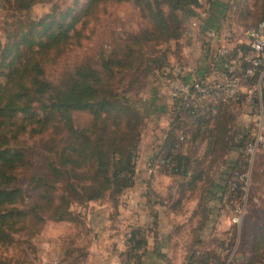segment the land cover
Listing matches in <instances>:
<instances>
[{"label":"trees","instance_id":"16d2710c","mask_svg":"<svg viewBox=\"0 0 264 264\" xmlns=\"http://www.w3.org/2000/svg\"><path fill=\"white\" fill-rule=\"evenodd\" d=\"M14 1L18 3L19 8L27 11L39 0ZM100 1L90 0V3L94 6ZM207 1L210 3L209 14H213V5L216 2ZM136 2L141 4V10L149 21V27L133 36L134 44L178 40L183 33L186 20L193 14V7L197 5V0H136ZM253 6L258 16H255L257 21L252 27L264 20V0H255ZM60 17H64L63 14ZM17 23V29L10 30L5 42L0 43L1 244L11 243L12 234L17 230L16 223L25 215L14 206L20 201L21 189L14 184L13 172L23 163L21 154L15 150L14 141L27 124H34L31 128L34 132L41 131L47 124V116L45 119L37 116L38 113L33 105L34 100H47L49 103L41 105V109L49 107L50 113L57 114L68 133L67 144L60 149L57 164L50 161L47 173L34 179L36 186L41 189L39 196L43 200L35 207L43 209L51 206L52 218L57 221H70L74 218L69 210L72 201L81 204V202L87 203L107 197L116 204L122 192L134 185L137 141L140 136L137 128L142 121L139 109L135 105L132 107L125 97L114 92L110 82L113 78V68L115 66L124 68L128 64L126 59L113 55L101 63V68H96L89 63L78 65L64 79L53 83L44 77L42 64L37 54L43 47L53 48L59 44H65L74 22L65 25L62 19H55L51 12L38 20L24 23L17 21ZM74 33L78 34L77 31ZM228 41L231 42L230 47L233 53L249 51V46L244 40L228 39ZM127 57L130 58L131 53ZM148 60L153 65L150 69L164 76V70L169 64L165 54L150 57ZM243 66H246V63H243ZM256 80V74L243 76L242 84L254 87ZM262 95L264 101V90ZM230 103L219 102L215 106L195 108L184 107L178 101L173 102L170 127L158 152L161 158L171 155L177 170L169 172L186 176L191 162L188 155L177 149L178 143L181 142L178 135L182 132L180 130L182 118L186 119L184 122L187 121V127L196 125L190 133L191 139L193 141L206 139L211 145V147L208 145L210 152L215 150L213 144L220 145L227 151L234 149L231 144L232 134L227 125L230 116L226 114ZM212 109L215 110L214 113ZM76 110L90 112L91 116L87 125L75 127L72 124L70 113ZM248 140L247 130L240 138L241 143L237 145L241 149L243 168L235 172V179L228 178L230 173L223 174L217 185L223 201L228 204L242 199L244 195L238 176L247 169L244 146ZM260 152H264V148L257 155ZM162 169L168 171L163 167ZM190 178L191 184L198 177L191 175ZM57 182L62 183L63 189L58 197L59 202L54 204L52 194ZM231 182L235 183L233 190L229 188ZM210 209L212 208H207V213ZM127 241L128 248L124 252L125 262L138 264L141 251L146 244L145 231L140 228L133 229ZM234 241L232 239L221 244V249L226 252L223 257L211 254L210 250H201L198 253L193 250L187 255V261L189 264L258 263L252 260L237 263L240 257H233L228 261L227 252L232 249ZM251 241L253 251L264 252V214Z\"/></svg>","mask_w":264,"mask_h":264},{"label":"rangeland","instance_id":"374dc122","mask_svg":"<svg viewBox=\"0 0 264 264\" xmlns=\"http://www.w3.org/2000/svg\"><path fill=\"white\" fill-rule=\"evenodd\" d=\"M254 1L215 0L217 4L214 9L217 10V18L220 21L224 18L227 23L228 31L224 34L225 37L242 39L245 31L254 25L257 21L255 16H258L253 6ZM206 6L209 14L210 3ZM162 7L166 9L165 6ZM51 12L55 19H62L65 25L71 22L74 24L68 32L69 39L65 44L53 48L43 47L37 54L47 80L57 83L75 66L85 63L101 68V63L113 55L128 62L124 68L121 66L113 68V78L110 82L114 92L125 97L128 103L132 107L135 105L142 114V121L137 128L140 132L135 159L137 161L141 147L147 146L143 141L147 139L148 126L152 125L154 118L152 116L154 112H150L151 91L154 86L165 88L162 76L150 69L153 65L148 59L163 53L169 60L170 55L176 53L177 47L174 45L176 41L133 43V36L149 27V21L141 10V4L136 0H101L94 6L90 0H39L27 11L19 8L14 0H0V43H4L8 32L18 26L17 21L24 23L38 20ZM62 14L64 17H60ZM129 53H131L130 58L127 57ZM175 60L177 59L171 61ZM256 83L257 80L254 87L247 88L245 85L247 89L241 92L238 100L228 105L226 114L230 118L227 125L232 134L231 144L234 149L227 151L226 148L213 144L215 150L210 152L209 142L207 143L206 139L193 141L190 132L188 137L177 145L180 152L185 151V148L187 151L185 154L191 159L188 174L184 178L186 180L184 183H187V188L184 190L188 192L186 204L195 206L196 220L193 222L197 228L200 226L207 228V233H193L188 236L187 254L193 250L197 253L201 250H210L211 254L223 257L226 252L221 249V244L234 239L232 249L227 252L228 261L233 257H240L237 263L252 260L264 264V252L253 251L251 241L264 214V152L256 155L251 165L250 182L246 192V211L239 225L233 226L234 224L231 223L233 204L223 201L221 191L217 188L223 174L230 173L228 178L235 179V172L244 166L241 149L237 145L241 143L240 138L250 127L251 113L258 107L257 99L260 95ZM263 90L264 86L261 88L262 101ZM48 103L45 99L33 102L37 116L42 117L41 119L47 116L46 126L41 131L34 132L31 130L34 124H27L13 144L15 150L21 154L23 162L13 172L14 184L21 189L20 201L14 206L25 215L16 223L17 230L12 234L11 243H0V264H86L84 262L86 257L80 251L70 252L66 241L57 243V245L61 244L60 252L51 254L52 248L55 247L51 245L54 244L53 241L56 245L57 239L66 238L60 236L51 240V237L54 233L66 232L63 225L67 224H63L64 222L78 226L82 224L84 207L88 202L70 203L69 210L74 217L70 221L54 220L51 206L43 209L35 207L43 200L39 196L41 189L36 186L34 179L47 173L50 161L57 164L60 149L67 144V128L59 116L50 113L49 107L41 109V105ZM70 116L75 127H83L88 124L91 115L89 111L76 110L72 111ZM182 119L180 130L187 135L189 129L191 128L192 132L196 125L187 127V121L184 122L186 119ZM143 134L145 136L142 137ZM155 158L159 162L161 156L156 155ZM163 172L172 177L176 176L169 171ZM191 175H197L198 178L190 184ZM62 189L61 182L55 183L52 194L54 204L59 202L58 197ZM195 194L199 195V201L194 204L192 200L194 201ZM108 201L114 204L113 200L108 199ZM209 207L212 208L209 213L212 212L214 217L211 222L206 216Z\"/></svg>","mask_w":264,"mask_h":264},{"label":"crops","instance_id":"0c3cea01","mask_svg":"<svg viewBox=\"0 0 264 264\" xmlns=\"http://www.w3.org/2000/svg\"><path fill=\"white\" fill-rule=\"evenodd\" d=\"M216 13L217 10L214 9L213 14H207L195 39L176 40L174 45L177 50L173 49L176 53L170 55V61L182 60L185 64L196 67L199 76H211L210 59L218 46L226 43L223 35L228 31L225 19L220 21ZM208 28H216L222 35L220 40H206L203 32ZM228 45H231L230 41ZM247 88L242 85V93ZM151 92L150 112H154V118L152 125L148 126L147 139L143 141L147 146L141 147L137 157L134 185L122 192L116 204L109 202L107 197L89 201L84 207L82 224L78 226L64 222L63 224H67L63 225L66 232L57 231L59 235H52L51 240L60 236L66 238L57 239L56 245L53 241L54 244L51 245L55 247L51 254L60 252L61 244L57 243L66 241L70 252L80 251L86 257V264L125 262L127 239L133 229L140 228L145 231L146 244L138 264H189L187 238L193 233H207V228H197L193 222L196 220L195 206L186 204L188 192L184 190L187 188L185 176L172 177L164 173L155 158L170 127L173 101L166 88L154 86ZM189 132L191 133L188 131L186 138ZM184 150L182 153L187 152L185 148ZM198 201L199 195L195 194L192 203ZM206 216L210 222L214 219L212 212L206 213Z\"/></svg>","mask_w":264,"mask_h":264},{"label":"built area","instance_id":"2783aa9c","mask_svg":"<svg viewBox=\"0 0 264 264\" xmlns=\"http://www.w3.org/2000/svg\"><path fill=\"white\" fill-rule=\"evenodd\" d=\"M207 0H197L193 7V14L185 22L180 39L193 40L197 37L204 19L207 16ZM244 40L249 46V51L233 53L228 45V37L223 35L225 44L218 46L215 55L210 59L209 69L211 76L207 78L198 75V69L185 64L182 60L169 62L162 76L165 88L172 101H178L184 107L203 108L207 105L215 106L219 102H234L242 92L243 76L257 75L256 86L259 97L258 107L250 115L248 129L249 140L244 146L247 169L238 176L242 183L244 195L242 199L232 205L231 223L239 225L246 211V192L250 182V168L257 153L264 148V103L261 99V88L264 86V20L256 26L245 31ZM206 40L218 41L222 37L217 29L208 28L203 32ZM246 63V66H243ZM243 67V70H242ZM243 73L242 75L240 73ZM212 109V113H214ZM186 135L179 133L178 139L183 141ZM160 165L168 171H176L171 155L164 156L159 161ZM235 183L231 182L230 190ZM117 264H133L119 262Z\"/></svg>","mask_w":264,"mask_h":264}]
</instances>
